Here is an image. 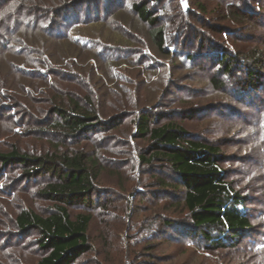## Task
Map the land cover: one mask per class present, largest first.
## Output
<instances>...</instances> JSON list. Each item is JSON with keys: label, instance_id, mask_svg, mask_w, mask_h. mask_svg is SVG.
Instances as JSON below:
<instances>
[{"label": "rangeland", "instance_id": "rangeland-1", "mask_svg": "<svg viewBox=\"0 0 264 264\" xmlns=\"http://www.w3.org/2000/svg\"><path fill=\"white\" fill-rule=\"evenodd\" d=\"M142 2L152 18L159 19L156 28L163 29L170 54L157 50L150 38L154 27L132 10ZM230 3L238 8L244 2L0 0V153L13 147L34 156L82 149L95 153L103 169L94 182L91 204L69 208L72 216H91V250L75 264H264V251L251 249L245 240L235 249L210 252L165 240L164 220L180 219V214L170 204L173 199L158 198L156 181L167 171L158 160L139 163L138 156L150 143L134 136L137 111L147 110L160 125L174 122L194 139L217 146L226 180L248 198L252 224L264 233L263 151L252 123L259 102L251 106L246 98L239 103L237 88L230 83L215 91L210 82L215 68L207 56V47L231 49L233 43L245 51H264V0H246L258 13H247L254 18L240 32L223 18ZM95 8L98 16L74 29L61 19L65 10L67 20L78 13L83 21L86 11ZM54 22L61 25L58 37L47 29ZM66 34L72 40L81 37L93 48L74 47ZM183 52L203 55L186 62L179 56ZM262 69L264 73V65ZM51 87L61 94L91 97L103 120L122 114L125 118L89 143L63 142L52 126L58 117L50 104L55 95ZM258 97L264 98V91ZM44 173L28 176L20 166L0 164V264H36L46 254L36 232L23 234L14 225L22 210L45 216L53 209L55 201L44 193L58 180Z\"/></svg>", "mask_w": 264, "mask_h": 264}, {"label": "trees", "instance_id": "trees-1", "mask_svg": "<svg viewBox=\"0 0 264 264\" xmlns=\"http://www.w3.org/2000/svg\"><path fill=\"white\" fill-rule=\"evenodd\" d=\"M242 1L244 3L238 8L233 3L227 5L228 14L223 17L229 24L236 26L237 32L247 24L249 18H254H248L247 13H258L254 7L248 8L245 5L246 0ZM256 4L258 6L259 1ZM132 10L141 21L154 27L150 38L157 50L162 55L170 54V49L165 50L163 29L156 28L159 19L152 18L144 2L133 4ZM64 12L65 10L62 11L61 19L69 21L70 27L73 24V29L81 24H89L93 21L92 18L98 16L97 9L93 13L87 10L85 20L80 21L78 13L73 15V19L67 20L64 17L67 13ZM57 25L54 22L47 28L51 36L58 37L61 33V25ZM235 31L230 29L227 32L232 35ZM68 36L65 35V40L70 39L74 47L79 46L82 50L93 48L90 47L92 43L80 39L81 37L76 36L72 40ZM200 46L199 48L202 47ZM207 48V56L211 66L215 68L214 77L210 81L212 88L222 91L230 83L237 88L235 98L239 103L246 98H250L247 104L251 106L259 102L256 107L257 118L252 123L256 128L255 133L264 161V98L258 97L259 92L264 91V51L258 47L245 51L234 43L231 49L218 45ZM180 55L189 62L203 54L183 52ZM51 88L55 95L50 104L54 116L58 117V121L52 126L54 135L61 136L63 142L83 139L89 143L95 140L97 134L113 129L116 123L125 118L122 114L103 120L91 97L79 98L73 93L61 94ZM134 129V136L150 143L146 152L138 156L139 163L150 165L158 160L164 166L166 177L156 181L160 186L157 190L158 198L170 201L173 199L174 202L170 204L180 214V219L164 220L165 228L161 234L165 240L186 247H197L204 252L235 249L245 240L251 249L264 251V233L256 231L252 224V215L247 207L248 198L226 180V171L222 168L223 157L217 146L194 139L174 122L160 125L147 110L137 111ZM146 153H149L148 157ZM98 161L95 153L90 154L82 149L72 152L56 150L34 156L20 153L13 147L10 152L0 153L2 167L20 166L28 176L32 173L38 174L37 176L42 172L51 173L58 180L57 183L49 184L44 193L55 201L53 209L47 215H39L26 209L20 211L14 219V225L19 232H36L39 235V248L46 254L36 264H75L91 250L88 239L91 216L87 213L72 216L69 208L88 207L91 204L90 200L96 192L94 182L103 171ZM28 167L33 171L29 172ZM261 219L260 228L264 230V212ZM149 233L148 237L151 239L152 232ZM254 237H259L260 240L256 241ZM151 249L152 246L145 247L147 252Z\"/></svg>", "mask_w": 264, "mask_h": 264}]
</instances>
